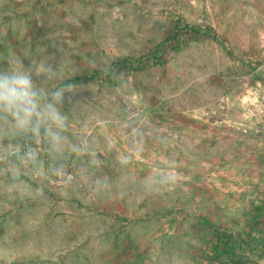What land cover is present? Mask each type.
Returning a JSON list of instances; mask_svg holds the SVG:
<instances>
[{
    "label": "rangeland",
    "instance_id": "rangeland-1",
    "mask_svg": "<svg viewBox=\"0 0 264 264\" xmlns=\"http://www.w3.org/2000/svg\"><path fill=\"white\" fill-rule=\"evenodd\" d=\"M9 55L65 123L0 126V264H264V0H0ZM31 135L63 184L8 158Z\"/></svg>",
    "mask_w": 264,
    "mask_h": 264
},
{
    "label": "clouds",
    "instance_id": "clouds-1",
    "mask_svg": "<svg viewBox=\"0 0 264 264\" xmlns=\"http://www.w3.org/2000/svg\"><path fill=\"white\" fill-rule=\"evenodd\" d=\"M51 78L56 75L53 64L33 61L29 66L15 55L7 58V68L0 69V126L11 123L18 133L39 135L41 130L54 146L62 142L59 130L64 127L65 117L57 105L63 102L64 89L50 94L37 87L33 76ZM71 89L72 85H66ZM28 159H35L29 152Z\"/></svg>",
    "mask_w": 264,
    "mask_h": 264
},
{
    "label": "built area",
    "instance_id": "built-area-1",
    "mask_svg": "<svg viewBox=\"0 0 264 264\" xmlns=\"http://www.w3.org/2000/svg\"><path fill=\"white\" fill-rule=\"evenodd\" d=\"M30 151L35 153L34 160L27 158ZM8 158L16 160L24 169H32L35 177H40L39 170L44 168L52 184H63L65 182L63 180L64 175L57 165L46 136L35 137L31 135L18 139L11 147ZM51 172H58L59 179L52 178Z\"/></svg>",
    "mask_w": 264,
    "mask_h": 264
},
{
    "label": "trees",
    "instance_id": "trees-1",
    "mask_svg": "<svg viewBox=\"0 0 264 264\" xmlns=\"http://www.w3.org/2000/svg\"><path fill=\"white\" fill-rule=\"evenodd\" d=\"M199 29H200L199 27H194L193 25H190V23H185L183 19H179L178 21H176V25H175L174 30L167 35L166 40L175 39V41H176V39L179 36L187 35V34H190L192 32H197ZM104 73H105L104 69L94 71V74L96 76L98 74L101 76ZM212 227L215 229L217 228L215 225H213ZM216 230H217V239H216V243L214 244V249L216 251V255L219 257V259H221L220 257L224 256L225 260H229L231 257L228 254H230V255L235 254L236 253L235 249H237V247H235V248L233 247L234 248L233 250H231V249H228L225 251L221 250V246H222L221 235H223V234L218 229H216ZM229 239L231 240L232 237L229 236ZM263 256H264V254H263Z\"/></svg>",
    "mask_w": 264,
    "mask_h": 264
}]
</instances>
